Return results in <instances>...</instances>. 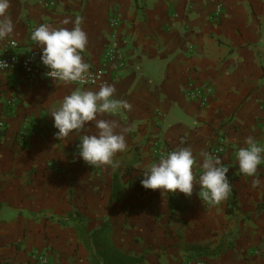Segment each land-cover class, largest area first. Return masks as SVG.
I'll use <instances>...</instances> for the list:
<instances>
[{
	"label": "crops",
	"instance_id": "obj_1",
	"mask_svg": "<svg viewBox=\"0 0 264 264\" xmlns=\"http://www.w3.org/2000/svg\"><path fill=\"white\" fill-rule=\"evenodd\" d=\"M45 3L10 0L15 30L0 53L14 41L21 57L41 55L32 30L71 29L79 18L89 71L104 66L109 48L122 55L124 64L110 66L104 82L132 109L98 119L115 121L127 150L114 157L118 168L93 167L78 156L80 133L55 136L49 112L75 88L99 87L56 84L40 57L33 79L0 72V264H34V251L51 264H91L88 236L104 226L143 264H264V167L254 188L235 159L246 137L264 144V0H56L52 9ZM191 82L212 84L208 107L186 97ZM93 126L85 131L94 133ZM219 146L237 192L230 214V195L204 202L195 182L186 196L137 181L178 147L192 149L198 179L200 153Z\"/></svg>",
	"mask_w": 264,
	"mask_h": 264
},
{
	"label": "clouds",
	"instance_id": "obj_2",
	"mask_svg": "<svg viewBox=\"0 0 264 264\" xmlns=\"http://www.w3.org/2000/svg\"><path fill=\"white\" fill-rule=\"evenodd\" d=\"M10 0H0V42L12 37L15 25L8 15ZM65 24L70 21L65 20ZM78 18L74 26L52 28L48 24H40L30 33V41L41 51L40 61L47 69L44 75L56 84H82L89 72L81 53L88 44L87 34L82 30ZM8 65L0 60V70ZM114 85L104 83L98 90L75 88L65 95L58 107L51 110L53 127L58 131V140L70 134L80 133L77 145L78 156L93 167L110 166L118 168L119 161L114 157L127 150L125 135L116 131L115 121L98 119L99 114L118 113L121 109L131 111L132 105L126 100L115 98ZM93 122L95 132L88 134L85 125ZM184 140H181V144ZM246 146L235 153L239 172L244 177H252L253 187H258L259 179H255L258 167L264 162V144L255 137L245 138ZM203 172L198 177L193 175V167L198 163L190 147H178L161 155L150 168L143 173L141 185L147 189H160L165 192L180 193L191 196L195 184L199 185V196L204 202L219 204L226 200L232 191L228 179L229 168L221 157L208 152H201Z\"/></svg>",
	"mask_w": 264,
	"mask_h": 264
},
{
	"label": "built area",
	"instance_id": "obj_3",
	"mask_svg": "<svg viewBox=\"0 0 264 264\" xmlns=\"http://www.w3.org/2000/svg\"><path fill=\"white\" fill-rule=\"evenodd\" d=\"M56 0H46L45 6L46 8L52 9L55 7ZM215 17L219 18L222 14V6L218 4L216 6ZM214 17V18H215ZM113 25H117V21H113ZM17 43L14 41H10L6 44L2 53H0V60H3L8 65L4 70H0V72H15L20 71L25 76L30 79H33L38 72L37 63L40 57V52L35 51L32 52L27 57H21L15 52L17 48ZM124 64L122 55L116 49L109 48L106 50L104 55V66L98 70L89 71L86 77V80L82 84L73 85L81 86V87H99L104 84V80L108 75V68L110 66H122ZM47 71V70H46ZM45 71V72H46ZM48 78V77H47ZM52 80L51 78H48ZM185 95L190 101H197L200 106L208 107L212 100L213 95V86L211 83H203L197 84L194 82L188 83L185 88ZM213 155H220L223 152V148L221 146L211 149ZM259 167H264V162L261 163ZM258 167V168H259ZM258 172V171H257ZM144 179V176H139L137 181ZM141 184V183H140ZM32 259L34 264H51L50 258L43 251H34L32 253ZM4 264H12V263H4ZM185 264H204L202 260H196L194 262H185Z\"/></svg>",
	"mask_w": 264,
	"mask_h": 264
},
{
	"label": "trees",
	"instance_id": "obj_4",
	"mask_svg": "<svg viewBox=\"0 0 264 264\" xmlns=\"http://www.w3.org/2000/svg\"><path fill=\"white\" fill-rule=\"evenodd\" d=\"M228 175V174H227ZM230 184L233 180L228 175ZM232 186V184H231ZM231 207L227 209V213L230 214L237 206V192L232 187L230 193ZM89 247L91 250L92 262L91 264H143L144 257H135L125 253L120 249L111 239L110 230L104 226L100 230L90 234L88 236Z\"/></svg>",
	"mask_w": 264,
	"mask_h": 264
}]
</instances>
